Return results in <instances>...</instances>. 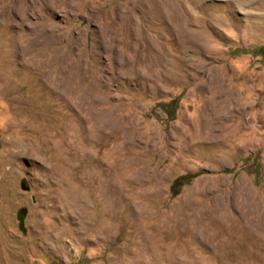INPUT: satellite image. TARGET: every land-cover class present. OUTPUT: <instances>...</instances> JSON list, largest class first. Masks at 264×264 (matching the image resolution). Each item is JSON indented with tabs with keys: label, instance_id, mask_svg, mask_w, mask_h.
<instances>
[{
	"label": "rangeland",
	"instance_id": "obj_1",
	"mask_svg": "<svg viewBox=\"0 0 264 264\" xmlns=\"http://www.w3.org/2000/svg\"><path fill=\"white\" fill-rule=\"evenodd\" d=\"M259 44L264 0H0V264H264Z\"/></svg>",
	"mask_w": 264,
	"mask_h": 264
},
{
	"label": "trees",
	"instance_id": "obj_2",
	"mask_svg": "<svg viewBox=\"0 0 264 264\" xmlns=\"http://www.w3.org/2000/svg\"><path fill=\"white\" fill-rule=\"evenodd\" d=\"M235 53L243 52V53H249L252 56H261L264 57V44H259L257 46L252 47L251 49H234ZM253 171V170H252ZM254 172V171H253ZM183 177L180 179L178 178L170 185V194L172 196H175L179 193V188L183 183H178L179 180H182Z\"/></svg>",
	"mask_w": 264,
	"mask_h": 264
}]
</instances>
